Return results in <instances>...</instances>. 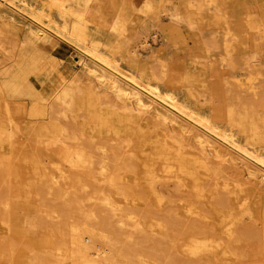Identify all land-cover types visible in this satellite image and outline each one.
Wrapping results in <instances>:
<instances>
[{"label": "bare ground", "instance_id": "bare-ground-1", "mask_svg": "<svg viewBox=\"0 0 264 264\" xmlns=\"http://www.w3.org/2000/svg\"><path fill=\"white\" fill-rule=\"evenodd\" d=\"M176 3L0 0V225L8 230L0 235V264H20L18 255L23 264H264V218L255 221L245 199L235 216L231 201L246 180L264 190L263 51L236 46L235 31L244 27L231 25L220 0ZM163 16L174 32L186 25L198 48L218 58L225 71L214 82L171 66L178 60L124 49L122 40L147 39ZM61 43L76 50L75 70L55 55ZM47 62L59 80L42 94L28 70ZM20 116L36 124L24 128ZM141 122L152 127L136 141ZM33 144L55 150L54 160L45 162ZM146 145L157 146L169 179H194L196 203L183 197L184 214L176 205L183 184L162 210L129 180ZM145 167L162 204L156 172ZM213 244L218 262L203 255Z\"/></svg>", "mask_w": 264, "mask_h": 264}, {"label": "rangeland", "instance_id": "rangeland-1", "mask_svg": "<svg viewBox=\"0 0 264 264\" xmlns=\"http://www.w3.org/2000/svg\"><path fill=\"white\" fill-rule=\"evenodd\" d=\"M188 1L189 0H175V3L177 2L176 3L177 6L183 7V5L185 3H187ZM220 1L223 3L225 10L229 13V15L231 17L230 18L231 23H232L231 25L233 27L237 28L241 24L244 27L243 32H240V30L235 31L238 34L236 37V46H238V47L244 46L245 47V46L251 45L250 47H258L261 49V52L263 51L262 53L264 54V0H227V1L226 0H220ZM132 18L134 20H136V19H139V16H138V14H135V16H132ZM147 21L149 22V19ZM144 22L145 21H143V23ZM161 25L159 27H156L155 30L152 31L148 35L147 39L145 38L147 35H144L145 37L143 36V38H142V36L140 38H136V37L131 36L133 39H131V37H129L128 40H126V39L122 40L121 42H122L123 46H125L124 49L126 50L129 47H138V48L140 47L139 49L137 48V50L143 59H149L150 57H152V55H159V56H161V59L165 60L168 64L174 63L178 60L177 64L174 63L175 65L172 64L171 66H173L174 68H176V67L185 68L183 66H186L185 69H187V70H189V69L190 70H197V71L203 72L205 74L207 73L208 75L210 74V78L209 77L208 78H209V81L211 83L216 80V76H215L216 73L221 74V72L225 71V68L223 67V65H221V62L218 60V58H215V59L210 58V56L205 51V49L203 50V49L198 48L197 42L195 41L194 37L192 36V32L188 29V27L186 25H181L180 29L178 28L176 30V32H174L171 29L173 27L172 26L173 24L170 21V18L167 16L166 17L163 16L161 18ZM170 26H172V27H170ZM177 31H178V33H177ZM140 34H141V31H140ZM150 35H151V37H150ZM247 35H249V36H247ZM180 37L182 39H180ZM137 39L140 42L137 41ZM146 40L148 41V44L145 43ZM249 40H251V42ZM130 41H131V44L127 45V43ZM114 42H116L115 39H113V44H114ZM142 43H143V45H141ZM173 43H175V44H173ZM143 46H145V47H143ZM72 49H73V47H71L70 45L68 46L67 44L65 45V43H61L59 45V47H57L55 49V55L64 61L65 66L69 68L68 72L71 71V69L73 67H74L73 68L74 70L76 69L75 64L78 61L77 59H75V57L77 58L78 54H77L76 50H74V49L72 50ZM195 52H196V54H195ZM182 55H183V58H182ZM186 56L188 59L185 58L186 59L185 60L184 57H186ZM176 57H178V59ZM179 57H181V60L182 59L183 60L182 61L179 60L180 59ZM237 58H239V56H236V59ZM196 59H201V60H196ZM178 63L181 65L179 66ZM44 67L48 68V69H45ZM213 78H215V79H213ZM28 79H29L30 83L34 86V88L36 90L40 91L42 94H45V93L51 94V92L55 88L56 82L59 80V74H58L57 70L50 63L47 62L41 68V70H39L38 72L28 70ZM259 85H261L264 89V81H262ZM262 94H264V90L262 91ZM17 103H19L21 106L22 105H31L30 99L26 98V97H24V98L19 97V100ZM258 113H260L261 117H263V119H264V110H260ZM107 116H108V114H107ZM20 117H22L21 121H22V125L24 128H28L31 130L33 128V126L36 124V121H34V120H30V119L25 118L23 116H20ZM151 127H152V125L150 122H147V123L141 122L139 127H137L135 130L136 135H137L136 141L138 138L141 137L143 130H148ZM30 130H28V131H30ZM31 138L33 140L35 139V137H33V136ZM24 140H26V138H24ZM31 147L37 148L36 149L37 153L40 155V157L45 162H52L54 160L55 150H51V149L47 150L46 148H43V147H39V146L37 147L36 144H33ZM144 147H145V149H144ZM144 147L141 149V150L144 149L143 151H141V150L137 151L139 159H140V161H139L140 162V168H139L140 172H138V175H136L137 177L135 175H129V180L132 183L139 184L140 188H142V190L145 192V194L148 196V198H150L149 200H151V204L157 208H161L162 210L168 209L171 206L170 197L174 196V194L176 193L175 191L177 188L176 186H178V183L183 184L182 188H184V189H181V195H179L180 198L178 196L176 197V205H177V209L184 214L186 211V208H187V203L184 200L181 201V199H183V197L186 198V196L188 197V194H189V196H193L192 204L196 203L195 202L196 192L194 189V179L188 175H185V174H179V177H180L179 179L181 180V182L178 179H177L178 181L176 179H173L174 181L172 179H169L167 176H165L161 172L162 163H161L159 155H158L157 146L156 145H151V146L146 145ZM142 154L144 156H142ZM152 155L154 156L153 157L154 159L152 158ZM186 155L188 156V159L192 160L196 155V151L190 149V150H188V153ZM145 164H150L151 166H153V168L156 172L155 175H156L158 181L161 182L160 183L157 181L156 192H158L161 196L162 195L164 196L165 200L163 201L162 204H159L156 200V197H154L153 188L151 187L152 186V179H150L149 176L147 175V170H146ZM143 165H144V167H143ZM201 172L203 173V171H201ZM202 177H204V180L207 181V178H205L204 174L202 175ZM175 183H177V184H175ZM245 183H246L245 184L246 188L244 187L243 191H240V194L238 192V194H234L231 197V199H232L231 201H232V204L234 207L233 213L235 214V216L239 217L241 215L239 206H240V204L245 203L247 201L250 208L252 209L255 221L259 222V221H261V218H264V190L257 189V186L253 185V183L250 181L248 182V180H246ZM249 183H250V187H248ZM184 185L186 188L184 187ZM247 187H248V190H247ZM233 188L234 187H232V189ZM160 189L162 191H160ZM169 193H171V195ZM182 193L184 194V196ZM254 193H256V194H254ZM167 196H169V197L167 198ZM248 196H249V198H248ZM205 203H206L205 206L208 207L209 205L207 204L206 201H205ZM258 204H259V207H258ZM25 206H27L29 208L31 206V203H29V204L27 203ZM25 210L26 211L18 212V214L22 215V214L28 213V210L27 209H25ZM250 221L251 220L248 216H246L244 218L245 224L246 223H252V221L251 222ZM208 224H210V223H208ZM1 228H2V230H1ZM3 233H8V230H7V228L5 229V227H2L0 225V235H2ZM191 236H192L191 234H188L185 237V241L189 240L188 238H190ZM33 239H36V237H33ZM206 248L207 247H205L203 250L204 258L218 262L219 258H220L219 255H221V252L219 251L217 253L216 245L213 244L211 247H208L207 249ZM16 261L19 262L20 264H23V263H21L22 256L18 255L16 258ZM4 264H9V263L5 262Z\"/></svg>", "mask_w": 264, "mask_h": 264}]
</instances>
